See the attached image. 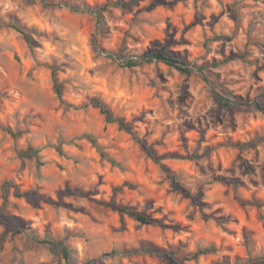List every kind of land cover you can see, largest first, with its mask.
Masks as SVG:
<instances>
[{"label":"clouds","instance_id":"9594fccd","mask_svg":"<svg viewBox=\"0 0 264 264\" xmlns=\"http://www.w3.org/2000/svg\"><path fill=\"white\" fill-rule=\"evenodd\" d=\"M0 264H264V0H0Z\"/></svg>","mask_w":264,"mask_h":264},{"label":"trees","instance_id":"16d2710c","mask_svg":"<svg viewBox=\"0 0 264 264\" xmlns=\"http://www.w3.org/2000/svg\"><path fill=\"white\" fill-rule=\"evenodd\" d=\"M145 222H147V221H145Z\"/></svg>","mask_w":264,"mask_h":264}]
</instances>
